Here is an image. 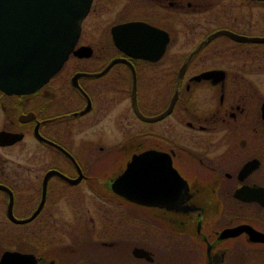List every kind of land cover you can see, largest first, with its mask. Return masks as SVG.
I'll return each instance as SVG.
<instances>
[{
  "label": "flooded vegetation",
  "instance_id": "1",
  "mask_svg": "<svg viewBox=\"0 0 264 264\" xmlns=\"http://www.w3.org/2000/svg\"><path fill=\"white\" fill-rule=\"evenodd\" d=\"M133 157L128 196L112 183ZM8 251L264 264V0H92L52 75L0 87V264Z\"/></svg>",
  "mask_w": 264,
  "mask_h": 264
},
{
  "label": "water",
  "instance_id": "2",
  "mask_svg": "<svg viewBox=\"0 0 264 264\" xmlns=\"http://www.w3.org/2000/svg\"><path fill=\"white\" fill-rule=\"evenodd\" d=\"M92 0H0V87L8 91H32L52 75L67 58L80 33L83 17ZM134 21L120 24L132 27ZM118 40V25L112 28ZM142 43L143 37L130 35ZM173 102V100H172ZM172 103L156 118L170 111ZM134 157L112 183L114 190L121 182L135 185ZM242 228V227H239ZM12 264H36L33 254L8 251ZM3 255V261L6 255ZM100 264V263H84Z\"/></svg>",
  "mask_w": 264,
  "mask_h": 264
}]
</instances>
